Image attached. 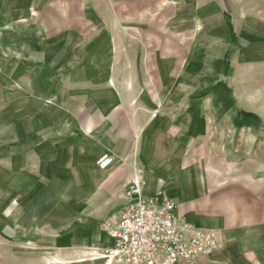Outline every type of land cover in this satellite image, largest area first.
Instances as JSON below:
<instances>
[{
  "label": "crops",
  "instance_id": "1",
  "mask_svg": "<svg viewBox=\"0 0 264 264\" xmlns=\"http://www.w3.org/2000/svg\"><path fill=\"white\" fill-rule=\"evenodd\" d=\"M263 65L264 0H0V242L104 246L137 178L215 233L195 264H264V111L230 90Z\"/></svg>",
  "mask_w": 264,
  "mask_h": 264
},
{
  "label": "built area",
  "instance_id": "2",
  "mask_svg": "<svg viewBox=\"0 0 264 264\" xmlns=\"http://www.w3.org/2000/svg\"><path fill=\"white\" fill-rule=\"evenodd\" d=\"M113 162L102 154L97 166ZM125 205L100 224L107 243L91 252L106 264H195L218 249L215 233L191 224L177 214V203L165 195H144L133 179L125 188Z\"/></svg>",
  "mask_w": 264,
  "mask_h": 264
},
{
  "label": "rangeland",
  "instance_id": "3",
  "mask_svg": "<svg viewBox=\"0 0 264 264\" xmlns=\"http://www.w3.org/2000/svg\"><path fill=\"white\" fill-rule=\"evenodd\" d=\"M243 74V82L231 87V94L247 95L251 102L245 103L246 110L264 111V65L261 69L247 70ZM97 249L98 245L83 250L81 247L19 246L0 242V264H106L105 260L90 257V253ZM78 260L81 262H76Z\"/></svg>",
  "mask_w": 264,
  "mask_h": 264
}]
</instances>
